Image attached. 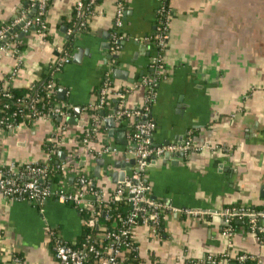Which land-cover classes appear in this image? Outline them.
<instances>
[{
	"label": "crops",
	"instance_id": "0c3cea01",
	"mask_svg": "<svg viewBox=\"0 0 264 264\" xmlns=\"http://www.w3.org/2000/svg\"><path fill=\"white\" fill-rule=\"evenodd\" d=\"M81 1L50 0L43 16L45 30L38 33L33 26L24 31L18 21L21 15L26 21L36 17L30 0H0V28L7 29L0 41L6 48L0 57V85L24 89L32 99L36 84L48 75L55 84L54 101L71 109L66 120L76 121H65L67 143L51 157V163L66 165L64 174L56 175V184L72 189L82 176L93 184L106 170L108 187L115 185L112 174L121 180L128 168H115V163L123 164L120 157H92L80 167L67 160L70 145L85 134L83 109L97 102L106 78L110 91L122 95L121 100L110 95L106 116L113 115L120 102L128 110L142 106L147 92L132 86L157 76L152 39L166 22L160 57L165 77L157 81L149 106L151 141L154 146L190 141L218 150L165 154L149 165L150 197L198 215L165 213L155 231L137 228L136 254L124 264H264V243L256 241L246 220L235 218L232 235L223 233L225 209L264 206V0H96L91 14L85 15L84 32L74 33L73 17ZM117 5L122 11V41L112 55L109 42ZM68 40L70 63L52 72ZM115 70L125 72L124 79L116 78ZM106 116H89L104 132L90 146L123 150L135 121L114 120L115 128L125 134L120 144L116 136L109 137L103 125ZM50 131H57L53 122L1 132L0 164L42 161ZM262 224L257 223L264 232ZM49 230L76 243L82 234L81 215L53 199L35 205L0 197V264L9 263L12 255L22 264H56ZM240 255L251 259L239 263Z\"/></svg>",
	"mask_w": 264,
	"mask_h": 264
},
{
	"label": "built area",
	"instance_id": "2783aa9c",
	"mask_svg": "<svg viewBox=\"0 0 264 264\" xmlns=\"http://www.w3.org/2000/svg\"><path fill=\"white\" fill-rule=\"evenodd\" d=\"M95 1L88 0L85 5L82 2L77 3L76 16L82 19L79 25L80 28H85V15L91 14V7L95 4ZM30 2L36 7V17L31 21H26L25 16L21 15L18 21L24 22V31L33 26L38 33H43L45 30L43 16L46 12L48 0H30ZM161 14L166 18L168 10L164 9ZM121 17V7L117 5L114 30L111 33L109 42V50L112 55L116 54L120 41H122V36L118 34V30L122 25ZM6 30L4 27L0 28V41L4 38ZM166 40V22H162L152 39L156 50V55L152 58V66L157 69L158 74L154 79L143 78L132 86V88L146 90L147 95L142 106L135 110H128L120 102L113 115L105 117H112L114 120L127 119L135 121L133 130L128 135V144L123 150L103 145L98 151L90 146V142L97 137H101L102 132L98 121L92 118L89 122V117L87 119L85 111H101L107 106V100L110 95L120 100L122 98L121 94L110 91L108 78L105 79L100 87L97 102L91 107L83 109L86 115L84 121L87 120V129L81 139L71 143L68 153L70 162L73 165L84 166L89 158L101 157L104 154H110L115 158L120 157L124 165H128L132 161L133 164L124 171V178L112 187H108L110 170L104 171L102 176L95 180L93 184L88 183L84 176L79 177L77 182H83L86 185L83 189L73 187L66 190L60 183L53 184L51 181V178L56 177L57 174L63 175L66 169V165H56L55 173L52 174L51 157L59 146H64L67 143L66 137H68L69 127L65 121L71 115V109L61 107L54 101L56 90L53 79L47 81L41 89L45 91L46 97L49 98V104H44L37 93L28 101H20V104L24 106V110L30 115L26 117L23 115L26 119H29L28 122L15 125L10 122L9 118H0V133L3 131H20V129L31 125L51 123L55 118L61 122L56 132L50 131L49 138L45 143H49L51 146L48 147L42 161L0 164V197L6 199L16 198L35 205H41L50 199L61 205L71 204L80 215L84 216L82 225H87L89 228L99 231L95 237L86 236L77 244L61 240L56 236L55 232L49 230L47 232L49 243L51 244L56 264H124L136 254L134 232L137 228L148 227L151 231H155L159 227L165 213H181L192 217L198 215V213L186 209L179 211L156 202L150 197L147 170L154 160L161 158L165 154L200 153L203 150L214 152L218 150V148L212 147H197L190 141H186L183 144L163 146H154L151 141L154 125L149 120V106L157 81L165 77L160 57ZM5 52V46L0 45V57ZM69 63L70 56L64 52L53 65L52 72L60 71ZM6 87V84L5 86H0V98L5 100L11 99ZM2 108L0 114L5 115L8 106L4 105ZM11 117L13 121L16 120V114H12ZM123 205L127 207V211L121 218L118 214L116 215L120 218V224L117 225L113 220L115 216L111 214V211ZM235 218L246 220L250 233L256 241L260 244L264 243L263 229L257 225L258 221L264 220V206L259 210L233 207L225 209L223 233L227 237L232 235L231 221ZM100 221L108 223L109 227H104ZM250 259L246 255H240L236 258L239 263ZM7 264H22V262L19 258L12 255L11 261Z\"/></svg>",
	"mask_w": 264,
	"mask_h": 264
},
{
	"label": "trees",
	"instance_id": "16d2710c",
	"mask_svg": "<svg viewBox=\"0 0 264 264\" xmlns=\"http://www.w3.org/2000/svg\"><path fill=\"white\" fill-rule=\"evenodd\" d=\"M50 0H48L49 2ZM88 0H82L81 2L83 3V5L86 4ZM98 1V0H97ZM82 22V19H80L79 17L76 16V14L74 15L73 17V27H72V30L74 31V33H77V32H84L85 29H82L79 27L80 23ZM70 48H71V42L70 40L67 41L66 43V47H65V53H67L69 55V51H70ZM52 78L48 75L42 77V79L36 84L35 86V89H34V93H37L39 95L40 98H42L43 100V103L44 104H49V98L46 97L45 95V91H42V87L43 85L47 82V81H50ZM104 83V81H103ZM0 86H5V84H1ZM7 86V85H6ZM7 89V92H9V94L11 95V99H3V98H0V111H2V107L4 105L8 106V109H6L5 111V115H2L0 114V118H9L10 122H13L15 125L16 124H19V123H24V122H28L29 119H26L25 117L28 116V112H26L24 110V106L20 104V101L21 100H24V101H28L31 99V94L28 92V91H24V89H21V88H11V87H6ZM111 105V101H108L107 100V106L104 107L101 111H92V110H86V115L87 117L91 116V117H94L96 116L98 119H102V117L100 116V113L102 112L103 113V116H106L108 113H109V110L107 109L108 105ZM112 106V105H111ZM12 114H16V120L13 121L11 115ZM26 114V115H25ZM25 117H24V116ZM30 116V115H29ZM57 118L53 119L52 122L54 123V126L59 128L61 122H57L56 121ZM123 120V119H122ZM26 125H28V123H26ZM103 127L101 126V129L100 131L103 132ZM87 128L83 129V133H85ZM104 133V132H103ZM82 136H78V140L81 139ZM46 142V141H45ZM51 146L49 143H44L43 145V151L44 153L47 152L48 150V147ZM55 164L51 163V167L53 169V173H55ZM51 181L53 182V184H55L57 181L55 179V177H52L51 178ZM74 187H78L80 188V183L78 182L77 184L74 185ZM66 206H71L73 207L71 204H65ZM124 206V205H123ZM119 207L118 209H113L111 211V214L114 217V222L119 225L120 224V218L123 217L127 211V207L124 206ZM118 214L119 217H117L116 215ZM81 218L84 219V216L81 215ZM101 224L104 226V227H109V224L108 223H104L103 221H100ZM99 233V231H97L96 229L94 228H89L87 225H82V234H81V237L78 239V241L76 242L77 244H79L86 236H89L91 235V237H95L97 234ZM132 259L129 260V262L131 261ZM127 262V263H129Z\"/></svg>",
	"mask_w": 264,
	"mask_h": 264
},
{
	"label": "water",
	"instance_id": "95a60500",
	"mask_svg": "<svg viewBox=\"0 0 264 264\" xmlns=\"http://www.w3.org/2000/svg\"><path fill=\"white\" fill-rule=\"evenodd\" d=\"M21 24H23V22ZM3 41H4V39L1 40V43ZM77 58L78 57H75V60L74 61L77 62ZM114 73L116 75V78H118V79H124L125 72L115 70ZM100 115L102 117H104L102 112L100 113ZM66 121L68 123H70V124H75V122H76L74 119H72V120H66ZM103 125L108 130V135H109L110 138L116 136L119 139L118 142L120 144H124L125 143V141H124V137H125L124 131L122 130L121 133H120L119 130L115 128L114 118H112V117L103 118ZM67 160L70 161L69 158ZM97 163H98V166L101 165V162L100 161L97 162ZM132 164H133V162L131 161L127 166H125L122 163H115L114 165H115V168L119 169L120 166L123 167V168L124 167L129 168ZM96 172H97L96 174L98 176L99 175V169H96ZM121 176L122 177L120 179L122 180L124 178V176H125L124 173H122ZM111 178H112V182L115 183V184H117L119 181H121V180L118 179V175L116 173L112 174L111 175ZM261 221L263 223L262 225H264V220H261Z\"/></svg>",
	"mask_w": 264,
	"mask_h": 264
}]
</instances>
